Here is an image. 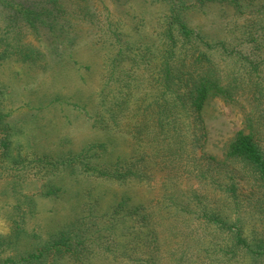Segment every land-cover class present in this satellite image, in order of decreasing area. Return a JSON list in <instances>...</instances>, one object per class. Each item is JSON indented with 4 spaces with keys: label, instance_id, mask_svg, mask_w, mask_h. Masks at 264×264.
<instances>
[{
    "label": "trees",
    "instance_id": "obj_1",
    "mask_svg": "<svg viewBox=\"0 0 264 264\" xmlns=\"http://www.w3.org/2000/svg\"><path fill=\"white\" fill-rule=\"evenodd\" d=\"M24 2L28 22L38 7L42 22L82 20L100 33L90 44L101 58L98 81L87 86L79 74L73 96L52 95L36 109L60 106L57 118L69 123L61 107L71 105L129 150L115 154L106 140L35 153L40 197L52 201L55 220L46 231L24 209L34 200L16 199L20 224L0 235V264H264V0H150L161 7L151 24L119 14L116 0V21L101 26L98 12L108 9L98 0ZM8 5L0 0V21ZM205 10L220 20L194 26L191 16ZM39 29L31 25L35 38ZM76 36L57 43L72 51ZM25 47L0 52V61L50 70L43 52ZM71 51L56 57L80 67ZM215 98L243 121L220 159L204 151V109ZM8 116L1 112L0 122ZM102 185L121 190L109 208Z\"/></svg>",
    "mask_w": 264,
    "mask_h": 264
},
{
    "label": "rangeland",
    "instance_id": "obj_2",
    "mask_svg": "<svg viewBox=\"0 0 264 264\" xmlns=\"http://www.w3.org/2000/svg\"><path fill=\"white\" fill-rule=\"evenodd\" d=\"M34 1L33 5H38L36 0ZM98 1L100 3L97 4H103L108 10L102 9L98 12L102 15L96 17V24L101 26L102 19L105 20L106 17L111 22L116 21L112 14L115 6L113 3L116 0ZM8 2L10 3L8 7H10L4 11L6 17L0 21V52L4 50L12 53L20 52L27 50L28 48L25 46L29 44L35 51L44 53L50 70L43 71L39 64L30 67L11 60L0 61V113L9 114L3 122H0L1 236H4L13 225L16 227L20 224L15 215V212L19 210L14 206L16 199L27 203L32 198L34 205L24 209L35 214L33 219L38 213L37 220L44 219L41 223L46 231L53 226L55 216L50 214L49 210H52L54 205L49 199L40 197L43 173L37 168V163L32 160L36 158L35 153L52 151L51 149H54L55 146L77 151L88 143H94L92 141L101 143L106 140L111 143L108 148L115 149L113 150L115 154L124 155L129 150L123 137L112 131V133H106V130L91 128V122L85 123L84 116L71 105L61 107L67 114L69 123L57 118L56 112L60 106L46 110L36 109L39 103L51 98L52 95H59L61 98L66 97L67 94L73 96L81 85V81L79 82L77 79L79 74L82 75L81 78L87 86L98 81L97 73L101 58L99 52L90 47L95 37L100 36V33L96 32V27L92 28L85 21L74 19L63 22L50 20L42 22L36 17L40 11L38 7L26 16L30 17V22H28L25 20V15L22 14L25 8L18 4L25 3L24 0H8ZM146 2L143 0H119L115 4L116 6L121 5L120 8H117L120 10L119 14L122 15L124 13L122 10H124L134 15H141L145 18L144 23L151 24L161 7L150 6V0ZM121 15L117 16L121 17ZM42 16L45 17V15ZM191 18L194 19V26L202 27L220 20L217 11L209 10H205L203 14L202 12L195 13ZM47 23L53 26V35L46 32ZM31 25L41 27L39 33L36 34L39 35L38 38H35ZM74 35H77L79 40L72 51L67 46L64 47L57 43L59 39L57 36ZM70 51L79 62L80 67L88 66L91 71L85 69L79 71V66L69 68L65 56L56 57L57 54L61 56ZM84 94L85 97L88 96L87 93ZM204 115L207 129L204 151L208 155L220 159L224 146L243 128L242 114L236 106L228 105L215 98L207 102ZM4 145L7 147L5 148ZM102 161H108L106 154L103 155ZM100 191L105 194L103 199L106 208H109L111 202L120 197L121 192L120 189L107 185H102ZM130 195L138 199L136 189H133ZM46 213L49 215L46 216ZM29 225L32 226L34 223ZM40 264L51 263L46 260Z\"/></svg>",
    "mask_w": 264,
    "mask_h": 264
}]
</instances>
